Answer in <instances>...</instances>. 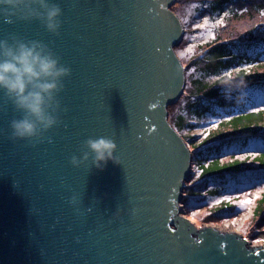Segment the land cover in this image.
Returning <instances> with one entry per match:
<instances>
[{
  "label": "water",
  "instance_id": "obj_1",
  "mask_svg": "<svg viewBox=\"0 0 264 264\" xmlns=\"http://www.w3.org/2000/svg\"><path fill=\"white\" fill-rule=\"evenodd\" d=\"M52 2L58 34L0 19V39L41 41L71 69L38 140L10 138L20 113L0 93V264H264L263 247L178 214L193 156L168 111L186 87L176 0ZM99 136L120 164L73 167Z\"/></svg>",
  "mask_w": 264,
  "mask_h": 264
},
{
  "label": "trees",
  "instance_id": "obj_2",
  "mask_svg": "<svg viewBox=\"0 0 264 264\" xmlns=\"http://www.w3.org/2000/svg\"><path fill=\"white\" fill-rule=\"evenodd\" d=\"M173 10L175 11L174 8ZM225 10L227 15L222 19L224 22L217 37L198 44L196 55L184 64L187 79L184 95L176 105L169 108L170 122L188 143L197 174L198 170L204 171L206 166L221 163L227 165L247 153L256 154L257 158L264 157V127H261L264 125V111H256L264 110V104L251 109L238 108L242 105L240 102L244 100V93L255 89L264 91V53L260 52L255 56L249 54L254 48H264V19L259 20V23L251 22L255 13L260 14L264 10V0H211L207 11L221 15ZM245 17L248 19L243 20ZM249 66L250 73L245 74L244 69ZM236 69H240L239 73ZM228 72L232 73L231 78L226 75ZM182 99L186 100V110L174 113ZM227 106L235 110L222 116L215 124L204 127L201 136L192 134L206 113ZM232 145L236 147L231 148ZM224 148L235 152L225 153ZM260 178L264 179V163H240L234 167H224L220 172L205 171L195 183L186 184L188 191L185 192L182 204L186 200L201 201L207 194H217L229 181L249 185V182L255 183ZM219 181L223 184L211 187L205 194L199 195L198 186L205 189L209 184ZM234 208L233 204L222 202L209 217L219 218L221 215L231 214ZM191 210L184 208L186 214ZM253 211L255 218L260 219L259 223H264V191ZM211 222L215 221H208Z\"/></svg>",
  "mask_w": 264,
  "mask_h": 264
},
{
  "label": "clouds",
  "instance_id": "obj_3",
  "mask_svg": "<svg viewBox=\"0 0 264 264\" xmlns=\"http://www.w3.org/2000/svg\"><path fill=\"white\" fill-rule=\"evenodd\" d=\"M62 14L60 5L52 0H0V19L7 24L38 20L48 32L58 34ZM70 73L71 69L41 41L15 35L0 39V93L20 113L9 123L11 139L38 140L57 126L61 108L58 97ZM117 147L110 137H89L80 155H73L69 162L78 168L90 161L91 166L103 170L109 161L120 164L115 155Z\"/></svg>",
  "mask_w": 264,
  "mask_h": 264
},
{
  "label": "rangeland",
  "instance_id": "obj_4",
  "mask_svg": "<svg viewBox=\"0 0 264 264\" xmlns=\"http://www.w3.org/2000/svg\"><path fill=\"white\" fill-rule=\"evenodd\" d=\"M211 0H178L174 6L176 13H178L182 22L185 26V34L183 42L176 48L178 56L187 64L194 55H196L197 45L205 43L206 41H212L217 37L220 28L222 26V19L227 15V10H225L221 15L216 13H211L209 10V4ZM245 12V11H243ZM242 12V13H243ZM245 17L243 20H247ZM261 19H264V10L260 11V14L255 13L254 17L249 19L252 23H259ZM205 20L208 21L204 28H196L197 24L203 25ZM219 22V23H218ZM188 49H192L189 51ZM263 52L264 48H254L249 51V54L255 56L256 54ZM244 100L240 103L238 108L251 109L256 106L264 104V91L261 89H255L252 92L244 93L242 95ZM239 104V103H238ZM186 110V100L182 99L180 106H176L174 113H179L180 111ZM235 108L231 106L218 107L208 112L203 116L200 121V125L192 131V134L196 137L201 136V130L211 124H215L222 116H226L229 112L234 111ZM186 133L185 131L183 132ZM236 145H232L231 148H235ZM228 149L224 148L223 151L226 153ZM238 151V150H237ZM235 152V151H228ZM195 162L193 161L189 180L187 184L192 183L197 180V173L195 172ZM205 182V181H204ZM204 184V183H203ZM202 184V185H203ZM223 184L222 182H214L209 184L205 189L198 186L199 195L205 194V192L214 186H219ZM204 187V186H203ZM188 189H185L187 192ZM264 191V179L260 178L255 183L249 182V185H240L233 181H229L224 184L217 194H207L201 201L198 199L186 200L184 204L180 203L179 215L186 217L191 220L192 224L197 230L204 229L208 226L216 228L219 232L224 233H236L239 236H243L247 241L248 245L259 244V246H264V223H259L260 219L255 218L254 208L256 206L257 200L260 198L261 193ZM229 197L231 200H249L251 203L246 204L243 208L235 206L234 211L231 214L221 215L219 218L209 217L213 213V210L220 206L222 202H227L224 198ZM183 201V200H182ZM219 201V203H217ZM192 209L186 216V211L184 208ZM209 220H214L215 222L208 223Z\"/></svg>",
  "mask_w": 264,
  "mask_h": 264
},
{
  "label": "snow or ice",
  "instance_id": "obj_5",
  "mask_svg": "<svg viewBox=\"0 0 264 264\" xmlns=\"http://www.w3.org/2000/svg\"><path fill=\"white\" fill-rule=\"evenodd\" d=\"M207 23H208V21L205 20V22H204L203 25L197 24L196 25V28H204L207 25ZM188 50L189 51H192V49H188ZM250 67L251 66L246 67L244 69L245 74H249L250 73ZM235 71L237 73H239L240 69H236ZM226 75L229 78H231L232 73L231 72H228V73H226ZM256 111H264V110L257 109ZM229 122H231V118H229ZM213 126L214 127H217L218 125H213ZM251 127H254V126H251ZM261 127H264V125H261ZM233 130L234 131H237V129H233ZM209 131H210V129H209ZM207 138H208V134L206 132L205 133V139H207ZM200 143H203V141H200ZM197 147H199V145H197ZM252 162H255V163H264V157L257 158V155L256 154L247 153L244 156H240V157H237V158L233 159L227 165H224V164L221 163V164L216 165V166H206V168H205L204 171L198 170V174L196 176V179L199 180L200 179V176L203 175V174H205V171L206 172H220L221 169L224 168V167H234L235 165L240 164V163H252ZM193 183H195V181H193ZM224 199L227 201L228 204H235V205H237L240 208H243L246 204L251 203V201H249V200H236V201H233L229 197H225ZM217 203H219V201Z\"/></svg>",
  "mask_w": 264,
  "mask_h": 264
},
{
  "label": "bare ground",
  "instance_id": "obj_6",
  "mask_svg": "<svg viewBox=\"0 0 264 264\" xmlns=\"http://www.w3.org/2000/svg\"><path fill=\"white\" fill-rule=\"evenodd\" d=\"M218 231V230H217ZM221 232V231H220ZM222 233H224V232H222ZM236 234V233H235ZM238 235V234H237ZM264 245V244H263ZM253 246H255L256 248H259V247H263L264 248V246H259V244H257V245H253ZM249 247H251L252 248V245H250Z\"/></svg>",
  "mask_w": 264,
  "mask_h": 264
}]
</instances>
